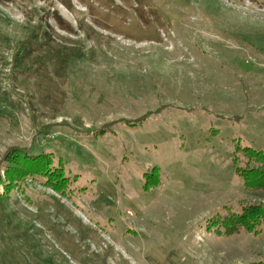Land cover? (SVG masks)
<instances>
[{
    "label": "rangeland",
    "instance_id": "obj_1",
    "mask_svg": "<svg viewBox=\"0 0 264 264\" xmlns=\"http://www.w3.org/2000/svg\"><path fill=\"white\" fill-rule=\"evenodd\" d=\"M234 139L264 151V0H0V181L70 180L0 183V264H264Z\"/></svg>",
    "mask_w": 264,
    "mask_h": 264
},
{
    "label": "trees",
    "instance_id": "obj_2",
    "mask_svg": "<svg viewBox=\"0 0 264 264\" xmlns=\"http://www.w3.org/2000/svg\"><path fill=\"white\" fill-rule=\"evenodd\" d=\"M235 140V139H234ZM240 152L246 160L240 165L238 156H234L235 152ZM21 155L22 158H17ZM14 158H5L9 161L11 167L6 172L5 180L0 183L6 184V190L9 191L13 188L14 181L18 182L22 177L41 178L44 185H48L52 190L64 193L69 185V178L65 176V169L61 164L57 166L53 164L51 155L49 153H41L31 155L26 153L13 154ZM232 161L235 166L236 175L241 177L242 183L246 188H260L264 189V151L250 145H242L240 141L235 140L234 148L232 151ZM156 167H153L150 173L144 175H154ZM157 169V168H156ZM157 179V178H156ZM151 183L146 179L144 184ZM154 184V182H152ZM264 222V204L261 202L256 204H248L244 206L240 213L228 216L222 222L225 233L232 234L243 229L246 232L258 233L259 228H256ZM220 231V228L218 229ZM262 264V263H257Z\"/></svg>",
    "mask_w": 264,
    "mask_h": 264
}]
</instances>
